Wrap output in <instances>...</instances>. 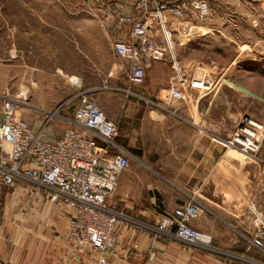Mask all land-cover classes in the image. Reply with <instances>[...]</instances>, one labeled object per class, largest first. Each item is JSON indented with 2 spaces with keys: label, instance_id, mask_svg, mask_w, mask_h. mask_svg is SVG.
I'll return each instance as SVG.
<instances>
[{
  "label": "rangeland",
  "instance_id": "374dc122",
  "mask_svg": "<svg viewBox=\"0 0 264 264\" xmlns=\"http://www.w3.org/2000/svg\"><path fill=\"white\" fill-rule=\"evenodd\" d=\"M135 1L0 0V93L8 92L27 102L41 88L43 97L55 99V107L63 103L61 113L69 116L84 93L93 98L117 123V143L129 152L130 166L119 175L110 203L121 213L122 208L128 211L122 213L123 221L144 228L154 225L150 193L175 188V165L168 163L169 142L164 126L175 116L171 111L177 110L185 118L175 116L177 119L201 126L209 141L220 149L219 179L208 180L203 187V181L198 184L203 194L222 206H214L205 196L191 192L202 207L200 217L219 236L223 244L219 240L218 245L225 248L232 236L250 238L252 208L264 210V0H213L212 16L200 24L199 36L192 39L181 35L177 19L168 20L181 72L188 78L207 76L215 82L209 91L184 84L185 97L180 102L168 96L178 77L171 57L153 61L144 83L136 85L128 78L129 63L116 52L118 39L113 27L120 22L114 16L119 9L135 14L125 11V6L134 11ZM25 14L28 25L44 29L40 35L34 31L27 37L26 60L33 66L25 67L22 62L9 70V28L14 22L23 26ZM75 25L80 32L74 30L73 35ZM121 25L126 26L125 33L130 36V25ZM56 26L63 27V32H57ZM88 29L95 33L93 50L87 48L84 33ZM18 39L23 40V36ZM186 109H199L200 115L186 116L182 112ZM27 111L20 104L19 115L26 117ZM33 113L41 119L45 115L41 110ZM69 126L55 118L48 127V136H57ZM244 130L257 131L258 149L252 154L242 152L238 142L230 143ZM18 185L37 187L29 182L13 187ZM133 192L139 196L136 202L132 200ZM4 202L0 200V210ZM9 203L14 205L16 201ZM200 230L213 236L206 228Z\"/></svg>",
  "mask_w": 264,
  "mask_h": 264
},
{
  "label": "built area",
  "instance_id": "2783aa9c",
  "mask_svg": "<svg viewBox=\"0 0 264 264\" xmlns=\"http://www.w3.org/2000/svg\"><path fill=\"white\" fill-rule=\"evenodd\" d=\"M212 1L136 0L135 14L119 9L114 17L130 25L131 35L127 40H118L115 49L129 63V81L143 84L153 61L171 57L178 72L168 93L171 100L184 99V84L192 89L211 90L215 84L211 78H188L181 72L168 20L177 19L181 35L195 38L200 34V24L213 14ZM20 104L10 93H0V193L19 182L33 183L37 186L34 191L44 192L59 208L68 211V239L94 252L97 264H112L118 255V228L123 219L110 198L119 175L130 166L129 152L117 143V123L87 93L81 96L72 116L61 113L62 103L45 110L39 126L19 115ZM171 113L185 119L177 110ZM55 118L70 126L52 139L48 127ZM243 132L247 135L238 132L230 143L238 142L242 152L252 154L258 149L257 131ZM252 212L250 240L264 252V210L254 206ZM201 214L200 203L190 197L172 213L162 215L153 241L173 232L185 242L211 246L213 236L192 224Z\"/></svg>",
  "mask_w": 264,
  "mask_h": 264
},
{
  "label": "crops",
  "instance_id": "0c3cea01",
  "mask_svg": "<svg viewBox=\"0 0 264 264\" xmlns=\"http://www.w3.org/2000/svg\"><path fill=\"white\" fill-rule=\"evenodd\" d=\"M125 11L134 12L128 6H125ZM26 15L23 26L14 22L13 27L9 28V70L19 67L22 62L25 67L33 66L26 60L27 37L31 32L34 34V31L40 35L44 27L36 30L33 24L28 25ZM40 19H43L41 14ZM46 19L43 21L48 24ZM43 25L42 23L41 26ZM75 26L77 28H72L71 32L76 30L79 33L78 25ZM55 30L63 32L64 29L56 26ZM125 31L126 26L121 23L113 27L118 40H127L130 37ZM84 34L87 36V48L91 46L92 50L95 49L94 31L88 29ZM21 35L23 40H17V36ZM72 42L79 46L77 40L72 39ZM41 91V88H37L35 94L29 96V101L21 100L24 109H28L24 113L26 117L20 113L21 117L35 126H39L42 119L38 118V113L33 112L41 110L44 114L45 110L55 108L56 100L43 97ZM182 112L193 118L200 115L199 109H186ZM165 125L169 142L168 163L175 165V188L164 191L158 189L150 193L154 227L147 225L144 228L142 225L121 222L118 228V255L112 264H264V252L252 245L249 237L232 236L229 238L230 245H225V248L218 245L219 236L213 229L208 228L209 225L201 217L192 224L211 232L216 246L194 245L181 240L173 232L161 235L153 241V229L157 227L162 215L172 213L175 208L185 204L190 199L191 192L205 196L214 206H222L201 191L206 181L219 179L218 145L209 141L201 126L181 121L175 116H171ZM200 181H203L202 187L198 184ZM131 196L133 202L139 198L134 192ZM2 199L6 205L0 210V264H97L94 252L78 247L68 239V211L59 208L44 192L18 185L1 192L0 200ZM11 201H16V204L9 203ZM237 205L238 202L235 203ZM121 211L128 213L124 208Z\"/></svg>",
  "mask_w": 264,
  "mask_h": 264
},
{
  "label": "bare ground",
  "instance_id": "6f19581e",
  "mask_svg": "<svg viewBox=\"0 0 264 264\" xmlns=\"http://www.w3.org/2000/svg\"><path fill=\"white\" fill-rule=\"evenodd\" d=\"M252 123H253L255 126H258V127H260V125L256 124L255 122H252ZM261 127H262V126H261ZM240 141H241V142H243L244 140L240 139ZM245 143H246V144H248V142H247V141H246Z\"/></svg>",
  "mask_w": 264,
  "mask_h": 264
}]
</instances>
